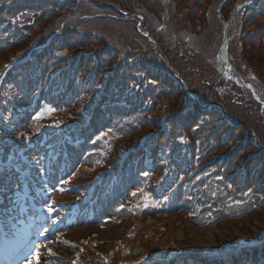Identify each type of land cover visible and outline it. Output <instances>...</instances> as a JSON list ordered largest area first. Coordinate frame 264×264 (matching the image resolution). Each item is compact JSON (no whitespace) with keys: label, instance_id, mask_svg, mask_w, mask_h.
<instances>
[{"label":"trees","instance_id":"1","mask_svg":"<svg viewBox=\"0 0 264 264\" xmlns=\"http://www.w3.org/2000/svg\"><path fill=\"white\" fill-rule=\"evenodd\" d=\"M238 1L233 0L223 10L224 18H228ZM217 4L216 0H194V2L192 0H0V18L10 17L29 24L26 31H22V35L14 36V38L19 36L18 40L29 48L56 31L54 35L56 40L52 42V54L60 63L65 60L64 64L73 56L79 55L78 50L100 53L107 47L114 52L104 54L106 57L111 56L106 69L115 70L114 73H117L116 66L123 65L128 59H134L133 52L138 50L144 56H148L147 61L144 62V70L173 87L164 58L169 62L170 66H167L178 72L192 91L202 93L208 99L206 102L223 105L228 114L239 122L238 128L241 131L250 127L258 130L262 136L260 139L264 143V112L260 111L249 91H246L247 96L242 98V90L237 85L223 89V81L216 72V52L222 38ZM98 8L102 11L108 10L110 13L104 11L103 17H91L99 13ZM119 10L143 16L144 25L158 43L163 58L152 50L147 38L138 32L136 20L119 19L121 16ZM19 13L21 17L18 16ZM109 14L118 16V19ZM235 23L236 20L230 26L232 34H235L233 28L236 26ZM39 33L41 34L35 38ZM236 34L230 44L234 73L242 81L251 83L264 99V49L259 50L255 45H251V34L240 37L241 32L238 30ZM143 44H146L147 48H144ZM16 45L0 47V53L10 51L19 57V46ZM47 54L48 52L45 51V57ZM11 57L8 55L3 59L10 60ZM29 79L31 80V77L18 76L14 77L13 81L20 86L31 83ZM11 90L16 94L13 88ZM162 97L169 100L167 103L169 109L183 108L184 93L178 87ZM197 113L199 114L200 111L196 107L194 114ZM215 115L217 119L214 122L222 121L224 118L221 111L216 109L209 115L211 121ZM187 120L192 122V117ZM29 129L32 130V126ZM248 147L251 151H257L251 140ZM253 212L222 219V222H228L224 224L225 229L229 226L239 227L240 223H248L244 237L256 236L264 228V222L261 220L264 208ZM246 217H254L255 221L248 222ZM256 221L260 223L257 228L253 226L256 225ZM240 232L242 234V231ZM240 232L231 235L227 241L236 242L241 237ZM138 244V247L133 248L128 254V264H140L144 256H152L151 252L171 248L170 243L166 241L164 247L154 248L148 254L147 243ZM140 248H146L147 251H140Z\"/></svg>","mask_w":264,"mask_h":264},{"label":"rangeland","instance_id":"2","mask_svg":"<svg viewBox=\"0 0 264 264\" xmlns=\"http://www.w3.org/2000/svg\"><path fill=\"white\" fill-rule=\"evenodd\" d=\"M97 10L99 13L96 14L95 17H103L105 12L110 13V11L105 9V12L99 8ZM263 21L264 16H261L256 21V24L258 25ZM20 46L23 45H19V47ZM9 53L10 51L0 53V64L2 59L8 56ZM168 101L167 98L162 99L163 105H158L156 107L153 112L154 117L151 118L152 120L158 119L159 116L164 113L163 108L169 107L167 105ZM262 215L263 217L261 220L264 222V212ZM162 219H167L170 222L164 225L160 222L162 220L155 216H149L137 220L121 218L106 226H85V228H74L64 232V234H69V232L72 233L70 240L72 250L70 252L73 253L74 250L78 249L79 244L82 243L83 246L86 247V251L81 253V261L77 264H117L119 263L118 260L120 261L122 259L123 254H128L133 248L135 249V247H138V243L143 244L146 242L149 248V254L154 248L164 247L166 241L170 243L172 248L171 250L165 249L162 251L161 254L163 257L169 256L168 259L164 261L168 264H176L188 257L197 256L199 254L213 255L216 253H224L226 247L225 241H227V238L231 237V235L238 234L240 231H242V234L240 232L241 237H244L245 230L248 229L249 225L248 223H240L239 227L229 226L225 229L224 224H228V222H222L223 224L218 223L210 228H200L193 223L189 224L187 221H174L172 217ZM246 220L251 222L250 220L255 221V218L246 217ZM253 226L255 228L258 227L257 225ZM41 232L43 233V230H41ZM198 240L204 243H201ZM222 244L223 248H221ZM143 250L147 251L146 248H140V251ZM41 251V255L38 256L39 260L37 264H44V249ZM93 252H98L99 256L91 259L90 262L82 259V255L88 258ZM169 252L171 253L168 256H165V253L168 254ZM188 254L193 255L188 256ZM66 256H69V254H66ZM70 257L72 258V256L60 258L56 264H72V259ZM124 259L128 260V257L124 256ZM148 262L147 259L144 260V264H147Z\"/></svg>","mask_w":264,"mask_h":264},{"label":"bare ground","instance_id":"3","mask_svg":"<svg viewBox=\"0 0 264 264\" xmlns=\"http://www.w3.org/2000/svg\"><path fill=\"white\" fill-rule=\"evenodd\" d=\"M87 230V229H85ZM77 236V235H76ZM75 236V237H76ZM82 236V235H80ZM71 237L72 233L69 232V234H58L54 236L51 241L45 245L44 247V264H56L58 263V259L72 256V261L78 260V253L77 252H70L71 249ZM74 237V238H75ZM201 242L200 240H198ZM204 243V242H201ZM70 252V253H69ZM66 254H69V256H66Z\"/></svg>","mask_w":264,"mask_h":264}]
</instances>
